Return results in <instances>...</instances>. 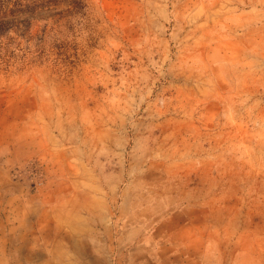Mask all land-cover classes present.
Here are the masks:
<instances>
[{
	"label": "rangeland",
	"instance_id": "1",
	"mask_svg": "<svg viewBox=\"0 0 264 264\" xmlns=\"http://www.w3.org/2000/svg\"><path fill=\"white\" fill-rule=\"evenodd\" d=\"M21 191L264 264V0H0V236Z\"/></svg>",
	"mask_w": 264,
	"mask_h": 264
},
{
	"label": "crops",
	"instance_id": "2",
	"mask_svg": "<svg viewBox=\"0 0 264 264\" xmlns=\"http://www.w3.org/2000/svg\"><path fill=\"white\" fill-rule=\"evenodd\" d=\"M21 193L0 236V264H238L191 219L134 224L123 239L100 195L64 204Z\"/></svg>",
	"mask_w": 264,
	"mask_h": 264
}]
</instances>
